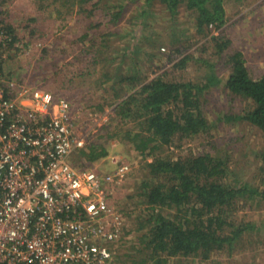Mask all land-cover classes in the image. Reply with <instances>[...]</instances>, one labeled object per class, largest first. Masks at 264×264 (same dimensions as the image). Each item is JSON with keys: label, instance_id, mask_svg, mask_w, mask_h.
I'll return each instance as SVG.
<instances>
[{"label": "trees", "instance_id": "16d2710c", "mask_svg": "<svg viewBox=\"0 0 264 264\" xmlns=\"http://www.w3.org/2000/svg\"><path fill=\"white\" fill-rule=\"evenodd\" d=\"M13 1L0 0V24L9 34L7 44L0 46V67L8 77H14V72L5 71L8 59L26 53V46L31 43L52 38L49 30L39 31L38 34L43 33L35 39L37 30L29 24L19 25L14 15H8L10 9L7 5ZM128 1L41 0L34 15L30 14L32 20L37 17L47 20L42 16L43 12L50 17L62 18L59 28L66 26L64 19L76 18L78 29H74L78 30V38L73 43L77 45L83 40L84 45L72 47L68 42L60 47L58 43H52L50 48H41L42 62L47 58L50 60L55 53L51 60L54 65L62 60H65L64 65L71 61V65L66 66L81 71L77 78L72 73L66 75L61 79L64 83L60 84L65 89L57 86L54 91L64 93L72 109L83 113L78 121H95L98 113L102 114V110L112 107L120 118L119 123H122L116 131L123 133L114 132L111 138L120 134L122 144L127 146L130 142L129 149H135L142 157L140 165L132 167L124 177L133 176L134 182L130 188L132 191L125 192L122 197L124 203L119 207L127 219L134 221L130 228H136V238L132 239V235L124 238L121 242H130L129 245L114 253L109 264H190L196 258L207 260L217 252L226 250L227 253H234L240 245L243 246L240 250H243L252 241L262 242V238H256L261 226L239 217L238 208L249 201L259 203L264 200V147L256 151L260 162L259 181L255 177L254 180L245 177L240 168L233 167L227 155L230 149H219V143L215 152L174 156L169 150L174 142L178 144L182 139L207 133L221 122L233 124L246 121L261 131L264 142V72L255 76L243 51L231 53V41L221 32L227 21L226 0H159L171 14V19L185 6L195 19V32L207 36L212 30L211 25L218 30L217 34H212L211 41L219 57L224 58L225 52L223 66L228 75L225 78L219 76L218 66L204 61L206 72L200 81H180L170 77L169 68L148 79V72H144L148 67L143 66L141 55L144 49L149 57H154L158 53L157 43L161 35L148 39V51L141 39L147 31L149 18L155 13L150 8L155 0L145 1L147 3L132 17L130 27L121 25ZM19 30L30 34L29 42L19 36ZM176 32L173 24L171 35L176 37ZM187 49L188 46L172 51L168 60L180 55L173 66L186 68L195 58L193 53L184 54ZM56 57L60 61L54 59ZM17 65L24 66L23 61L20 60ZM86 76L99 83L102 95L107 91L110 94V98L104 99V104L96 108L87 102L91 107H77L80 100L75 90L76 82ZM35 77L32 74L28 77L30 83H21L36 85L33 81ZM212 85H221L226 89L225 95L234 102L229 104V109L220 112V120L211 119L204 104L207 100L205 93ZM239 102L242 104L240 107L237 106ZM129 122L133 123L131 127H127ZM96 137L88 140L86 136L84 145L75 149L72 155L76 160L72 161L74 164L92 167L107 158L111 148L101 142L103 137ZM224 151L227 153L225 156L222 155ZM124 162L128 160L120 157L112 163L113 166L104 162L107 169L103 171L98 167V170L111 173L116 164ZM120 188L125 190L118 186L113 196H109L114 204V197L121 191ZM130 228L126 234L131 233Z\"/></svg>", "mask_w": 264, "mask_h": 264}, {"label": "built area", "instance_id": "2783aa9c", "mask_svg": "<svg viewBox=\"0 0 264 264\" xmlns=\"http://www.w3.org/2000/svg\"><path fill=\"white\" fill-rule=\"evenodd\" d=\"M8 39L0 24V46ZM82 115L0 67V264H109L132 234L109 197L132 164L106 173L70 160L86 142Z\"/></svg>", "mask_w": 264, "mask_h": 264}, {"label": "rangeland", "instance_id": "374dc122", "mask_svg": "<svg viewBox=\"0 0 264 264\" xmlns=\"http://www.w3.org/2000/svg\"><path fill=\"white\" fill-rule=\"evenodd\" d=\"M145 1L146 0H129L125 5L126 11L121 25H127L130 27L132 25V17L138 12V10H140L142 5L147 3ZM45 3L47 4L48 2ZM40 4L41 0H14L11 4L7 5L10 9L8 10V15L12 17L14 15L16 17V19L14 18L15 21H19V25L22 23L24 25L29 24L33 27V30H37L35 32L37 33L35 39L43 32L49 30L52 33V38H54L52 39L49 37L47 41L40 40L31 43L30 46H26V53L21 54L20 57L13 56L6 61L5 71L11 70L12 72H15L18 70L16 75H22L25 78L35 74L36 77L33 81L39 86V88L41 87L42 89L44 88L45 90L50 91L55 97L68 99L64 93H55L54 89L57 85L59 86L58 88L65 89V86L60 85L61 83H64L61 79L71 73L73 77L77 78L79 75L78 73H81V71H76L78 69L66 66L71 65L69 63L71 61L66 62V65H64L65 60L60 61L58 57L54 59H58L60 63L54 65L51 60L55 56V53H52L50 60L47 58V61L45 59V62H42L41 55H43V53L41 52V48L44 46L50 48L52 43H58L57 46L64 47L63 44H67L68 42H71L72 47H74V45L76 47L78 44L81 46L84 45L83 43L85 41H78L77 45L73 43L78 38V30L74 29L75 27H78V24L75 23L76 18L70 20L64 19L63 22L66 23V26L61 28H59L58 24L63 19L56 16L50 17L47 15V12H43L42 15L45 16L47 20H44L41 17H37V20L30 19V14L39 8ZM150 8L153 9L155 13L149 18V24H147L148 28L147 31L145 30V35L141 39V43L146 45L145 49L148 51V39L150 37H157V34H160L161 37L158 39L159 41L157 43L158 53L154 57H149L144 49L141 55V57L144 58L143 66L145 64V66L148 67V69L146 70L145 68L144 71L145 73L148 72V79L162 73L166 68H169L171 69L170 77L176 78L180 81H200L203 78V73L206 72L204 61L217 65L219 76L225 78L228 75V70L223 66L226 61L225 52L223 54L224 58L221 56L219 57L215 52L216 49L211 41L212 34L218 33L217 29L210 26V29L212 30H210L207 36L195 32V19L189 12H187L185 6L181 7V11L176 17H173L175 21L171 19V14L161 5L159 0L153 1ZM225 8L227 21L221 32L226 39H230L231 41L229 46L231 53L237 50L243 51L252 73L255 76L263 73L264 0H226ZM173 24L177 29L176 37L171 35ZM183 29H187L185 33L182 32ZM19 31V36L24 39L25 42H29L31 39L30 34H24L22 30ZM39 31L43 32L38 34ZM146 35H148V37ZM145 36L146 38L144 39ZM42 39H44V37H42ZM186 46H188V49L184 51V54L193 53L195 58L189 62L186 68H176L173 64L180 58V55L174 56L171 60H168V56H172V51L176 48L182 49ZM204 48H206V50L202 51ZM45 57H47V55ZM20 60L23 61L24 66L17 65ZM45 78H47V80H45ZM98 84L95 83V80L91 81L89 76H86L84 79H77L75 90L78 91L79 97L77 98L80 100V102L77 103V107L78 105H84L89 107L95 106L96 108L99 104L103 103L104 99L106 101V99L110 98L108 91L102 95L101 92L103 91L100 90ZM225 90L226 89L222 88L221 85H212L205 93L207 100L204 104L209 109V117L213 120H220V112L229 109V104H234V102L231 101V98L225 95ZM241 105V102L237 104L238 107ZM101 112L102 114H97V119H95V121L91 120L92 122H89L88 120L85 122L86 120H82V124L78 130H76L81 137L83 135L87 136L88 140L94 138V136H97V139L103 137L104 139L101 140V142L111 148L110 154L106 158L108 159V157H110V159L106 160L103 158L98 163H94L92 167H100L104 171V169H107L105 166L106 163L104 164V162H109L107 164L113 166L114 164L112 163L114 162L113 159H111V156L116 159L125 157L126 160L132 164L133 168L139 166L142 157L135 149H129L131 143L128 142L127 146L122 144V136L120 138V134H116L117 136L111 138V134L114 132L121 133V135L123 133L116 131V129L119 130V127H122L118 126L122 123H119L120 118L115 114L113 108L107 107L105 108V111L102 110ZM85 115L88 117V113ZM131 125H133V123L129 122L127 127H131ZM105 139L108 140V143ZM218 143L220 145L219 149H230L228 154L224 151L222 152V155L225 156L227 154L229 156L233 167L236 169L240 168L244 173V176L249 177L251 180H254V177L255 180H260L258 174L260 162L256 157V151H259L264 147L262 133L257 127L250 125L246 121L233 124L229 122H221L217 127H214L207 133L200 134L193 138L182 139L178 144L174 142L169 150L174 156L188 153L200 154L205 152H215L214 150L218 149V147L216 148V144ZM70 160L74 161L72 157H70ZM74 162H76V160ZM132 177L124 178L120 185L121 187H124L125 190L122 191L120 188L121 191L117 192L114 197V202L117 207H120L124 203L122 197L130 190L132 191V189H130L134 182ZM238 215L242 219L255 221L261 226V230L258 232L256 238H262V242L252 241L249 243V246L243 250H240L243 248V246L240 245V248H237L234 253H227L228 251L226 250L217 252L212 255L211 259L207 260L196 258L191 261L190 264H264V200L259 203L249 201L245 206L238 208ZM128 224L130 226L134 224V221L132 222L128 219ZM130 231L132 233V239L136 238V228L131 227ZM247 239L249 240V237ZM129 243L130 242L118 245L114 244L113 251L115 252L116 249L117 253L120 249L126 248Z\"/></svg>", "mask_w": 264, "mask_h": 264}, {"label": "crops", "instance_id": "0c3cea01", "mask_svg": "<svg viewBox=\"0 0 264 264\" xmlns=\"http://www.w3.org/2000/svg\"><path fill=\"white\" fill-rule=\"evenodd\" d=\"M34 13H35V12H32L31 14L34 15ZM30 19H31V18H30ZM17 72H18V70L14 72V74H15L14 77H15L19 82L26 81L27 83H30L28 78H25V77L22 76V75H21V76L16 75ZM32 83H33V82H32ZM32 85H33V84H32ZM57 86H58V85H57Z\"/></svg>", "mask_w": 264, "mask_h": 264}, {"label": "flooded vegetation", "instance_id": "af4514ba", "mask_svg": "<svg viewBox=\"0 0 264 264\" xmlns=\"http://www.w3.org/2000/svg\"><path fill=\"white\" fill-rule=\"evenodd\" d=\"M32 86H34V87H36V88H38L39 86H37V84L36 85H32Z\"/></svg>", "mask_w": 264, "mask_h": 264}, {"label": "clouds", "instance_id": "9594fccd", "mask_svg": "<svg viewBox=\"0 0 264 264\" xmlns=\"http://www.w3.org/2000/svg\"><path fill=\"white\" fill-rule=\"evenodd\" d=\"M113 249V248H112ZM114 253H116V249H115V252L113 251V255H114ZM113 257V256H112Z\"/></svg>", "mask_w": 264, "mask_h": 264}]
</instances>
